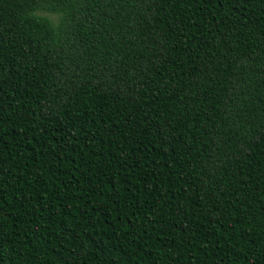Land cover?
<instances>
[{
	"label": "trees",
	"instance_id": "1",
	"mask_svg": "<svg viewBox=\"0 0 264 264\" xmlns=\"http://www.w3.org/2000/svg\"><path fill=\"white\" fill-rule=\"evenodd\" d=\"M0 264H264V0H0Z\"/></svg>",
	"mask_w": 264,
	"mask_h": 264
}]
</instances>
